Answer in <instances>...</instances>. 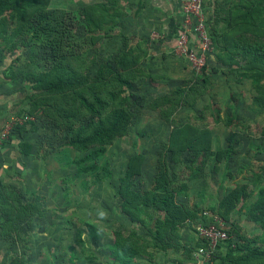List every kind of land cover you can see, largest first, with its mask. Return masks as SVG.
Wrapping results in <instances>:
<instances>
[{
  "label": "rangeland",
  "instance_id": "obj_1",
  "mask_svg": "<svg viewBox=\"0 0 264 264\" xmlns=\"http://www.w3.org/2000/svg\"><path fill=\"white\" fill-rule=\"evenodd\" d=\"M39 1L26 0L23 7L0 14V82L11 84L0 124L12 116L31 117L13 125L0 143V160L6 163L0 165V178L10 189L0 187V242L5 243L0 251L14 248L13 242L21 248L24 240L43 233L57 238L51 251L64 264H109L107 247L115 232L134 230L155 242L148 255H175L177 264H193L191 252L165 236L153 238L157 220L164 217L156 201L139 197L138 220L121 212L116 188L134 154L139 157L132 164L131 190L157 199L171 190L184 210L196 216L206 209L234 242L264 250V209L253 204L264 187V80L252 87L233 65L216 71L206 65L196 72L183 56L176 59L171 47L176 31L164 30L160 22L171 14L163 13L171 2L181 9L184 0H148L147 7L141 0H42L35 10L32 2ZM239 1L252 0L202 2L205 15L211 12L214 44L208 67L216 58L245 62L224 48L238 33L251 35L234 28L243 7H231ZM57 62L62 63L58 71H75L81 83L55 91L36 85L37 75ZM163 74L165 84L158 81ZM94 96L105 99L102 113L119 102L130 119L101 155L77 163L89 148L73 146V135L98 120L79 98ZM239 96L245 116L238 112ZM87 164L95 169L85 170ZM177 234L195 245L192 227ZM216 251L200 264H229L227 252L237 255L225 244Z\"/></svg>",
  "mask_w": 264,
  "mask_h": 264
},
{
  "label": "trees",
  "instance_id": "obj_2",
  "mask_svg": "<svg viewBox=\"0 0 264 264\" xmlns=\"http://www.w3.org/2000/svg\"><path fill=\"white\" fill-rule=\"evenodd\" d=\"M24 1L26 0H0V14L11 8L23 7ZM208 4L211 5V3ZM43 5L44 2H42V0L39 2H32V6L35 10L41 9ZM237 6L243 7V11L238 14L234 28L236 30V28L239 27L244 31L250 32L251 35H242V33H238L237 38L228 42L229 44H224V48L228 51L231 49L235 53L240 54V56L245 59V62L243 64H238L237 62H222L219 58H216L215 61H210V66L208 67L210 55L213 53V46L211 54L206 58L205 66L207 65L208 71H216L219 67H231V65H233L232 67H234V70L236 69L235 71L238 77L249 79L251 86L254 87L261 80H264V40L262 39L264 37V25L261 26V23H264V3L259 4L253 0L250 2L239 1L233 3L231 8L233 9ZM210 18L211 12H209L207 16V29L209 34ZM86 19L89 21V24L94 25L90 14L87 13ZM210 37L212 39L211 34ZM212 45H214L213 42ZM229 52H227V57L231 60V54H228ZM61 64L62 63L57 62L52 68L39 73L36 78V85L49 91L61 90L63 88L79 85L83 78L76 74L75 71H69L68 73L58 71L57 69L60 68ZM120 65L122 66L123 63ZM205 66L201 70H203ZM113 74L114 76H118L117 72H113ZM123 81L124 80L119 78V82ZM262 100L264 102V92L262 94ZM79 101L89 113L98 116L95 125H85L78 128L71 140V144L77 148H89L88 152L76 160L77 163H82L95 155H101L105 151V145L110 144L114 138L125 132L130 119V113L126 106L119 102L113 105L107 112L102 113L101 111L105 104V99L100 96H94L92 101L80 97ZM112 102H115L114 98ZM27 147L28 146H26V149ZM21 149L26 151L24 147ZM138 157L139 154H134L127 159L124 174L122 178L119 179L116 188L117 195L120 199L121 212L138 220L140 215V210L138 208L139 197L142 196V198L151 202L156 201L160 205V209L164 212V217L162 220H157L154 227L153 238L160 239L161 236H165L169 242L170 240L173 241L172 244L190 253L197 243L195 242V245H190L183 240L179 234L176 235V232L182 227L186 229L190 227L184 224L183 221L186 218L192 220L196 219L198 217L197 213L196 216H194L192 212L186 211L180 207L179 202L174 198L175 192L168 190L165 184L164 186L168 190V195H163L159 199L155 197L154 193L131 190L129 187V179L132 173V164ZM84 167L85 170L95 169L93 164H87ZM0 187L3 191L10 190L8 186L1 182V179ZM253 204L264 209V187L258 190L257 197ZM7 217L10 219L13 216L12 214H8ZM201 221L203 223L207 222L204 218H202ZM85 226L92 231L93 227L91 224L85 223ZM221 244L227 245L230 251L237 252V255H231L230 252H227V255L230 257V259H228L229 264H264V250L246 244H237L232 238H228L217 244L213 251V257H215L216 250ZM154 246L155 242L147 240L144 235L134 230L125 234L116 231L115 241L113 244L109 245L107 249L112 262L129 264L136 256L148 255L147 249Z\"/></svg>",
  "mask_w": 264,
  "mask_h": 264
},
{
  "label": "built area",
  "instance_id": "obj_3",
  "mask_svg": "<svg viewBox=\"0 0 264 264\" xmlns=\"http://www.w3.org/2000/svg\"><path fill=\"white\" fill-rule=\"evenodd\" d=\"M203 0H184L181 7L180 20L173 39L172 50L183 56L184 60L196 72L205 66L206 58L211 54L213 45L207 29V16L203 8ZM30 116L10 117L0 124V143L7 139L13 125L20 124ZM196 219L186 218L183 223L193 228L197 243L191 250L193 264L206 263L213 257L217 244L230 238L228 229L216 214L202 209L197 212ZM202 218L207 222L203 223Z\"/></svg>",
  "mask_w": 264,
  "mask_h": 264
},
{
  "label": "crops",
  "instance_id": "obj_4",
  "mask_svg": "<svg viewBox=\"0 0 264 264\" xmlns=\"http://www.w3.org/2000/svg\"><path fill=\"white\" fill-rule=\"evenodd\" d=\"M141 1H142L141 3L145 5L146 7L150 3L148 0H141ZM151 1H154V0H151ZM208 1H209L208 3H211V0H208ZM180 10H181L180 8L178 9L175 6V4L171 2L169 8L163 11V13L165 11L166 13L171 12L169 17H166L165 15H163V18L161 20L162 22H160V23H163L162 26H164L163 27L164 30L173 29L176 31V28H177L176 25L177 23H179L178 21L180 20V15H181ZM145 11H147V8ZM155 12H158V11L155 9ZM173 39L174 38L171 39L172 40L171 47H172ZM157 49L162 50V48L159 46ZM177 57L178 58L176 57L175 58L180 60L181 57L179 55ZM166 62L168 63V61ZM210 73H213V72H210ZM163 76H165V74H163L162 76L159 75L158 81H162L163 84H165V82L167 81V78ZM10 85L11 84L9 82H0V115H4V111L7 108V101L11 98V94L9 92L11 89ZM164 91L165 90L162 89L160 92H164ZM241 98L242 96L241 97L239 96V103L237 104L239 106L238 112H240L241 115L245 116V113L243 112L244 109L241 108L242 104H240V101L242 100ZM249 100H251L250 95H249ZM0 165L4 167L6 163L0 160ZM1 171L2 170H0V173ZM40 235L41 236L29 238L28 240H24V242L26 241V243L25 245H22L21 248L18 246L17 242L11 243L14 248H11V250L9 251H8V248H3L4 251L3 249L2 251H0V264H64V261L61 262V258H60L61 256L51 251V247H53V245H57L58 243L57 238L53 239L51 237L43 236V233H40ZM0 243L3 244L4 242L2 241ZM21 249L23 251V254H19ZM178 255L179 254H177L176 257H178ZM150 256L151 255L136 256L129 264H177V262L173 261L174 259H176L175 255L173 256L167 255L168 257L165 256L167 257L166 259H162L161 258L162 254L158 252L157 253L154 252V255H152L151 257ZM21 260L23 262H20ZM66 260L70 261L71 260L70 256L66 258ZM108 261H109V264H112V262H110L111 261L110 257L108 258Z\"/></svg>",
  "mask_w": 264,
  "mask_h": 264
}]
</instances>
